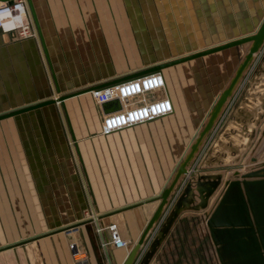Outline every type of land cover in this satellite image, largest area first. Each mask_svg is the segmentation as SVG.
Instances as JSON below:
<instances>
[{
    "label": "crops",
    "instance_id": "1",
    "mask_svg": "<svg viewBox=\"0 0 264 264\" xmlns=\"http://www.w3.org/2000/svg\"><path fill=\"white\" fill-rule=\"evenodd\" d=\"M33 2L51 64L40 36L22 38L17 30L0 27V114L163 62L112 66L105 54L111 49V18L127 13L114 11L112 0ZM180 2L183 11L171 10L169 16L216 20L222 36L207 48L255 32L264 19V0ZM203 28L210 33L208 23ZM239 64L233 46L163 69L174 112L107 135L102 133L106 110L91 92L65 100L74 142L58 103L1 119L0 264H77L66 227L77 228L73 232L87 246L92 264H122L156 211L196 123H202ZM199 107L202 121L196 117ZM262 165L264 122L240 164L215 170H224L225 180L236 170ZM111 223L129 240L128 247L103 245L109 232L97 228ZM150 264H220L204 212L181 214Z\"/></svg>",
    "mask_w": 264,
    "mask_h": 264
},
{
    "label": "water",
    "instance_id": "2",
    "mask_svg": "<svg viewBox=\"0 0 264 264\" xmlns=\"http://www.w3.org/2000/svg\"><path fill=\"white\" fill-rule=\"evenodd\" d=\"M13 1L0 0V2L8 3H13ZM27 2L44 52L49 64H51L34 2L33 0H27ZM247 42L253 43L230 82L214 102L195 141L189 146L168 185L160 194V203L156 211L122 264H150L181 214L186 211L204 212L209 235L215 246L220 264H264V165L246 172L236 170L232 177L225 180V171L215 170L219 167L240 164L253 146L259 128L264 122V49L226 117L197 163V169L195 171L189 170L220 115L252 65L256 54L262 49L264 19L255 33L161 62L123 78L81 88L0 114V120L48 104L58 103L62 105L71 134L75 137L65 108L66 99L150 72L162 71L179 63ZM52 76L57 91H59L56 76L54 73ZM102 105L106 113L121 107L120 101L117 99ZM251 160L256 162L257 157H252ZM221 185L223 186L214 201V206L210 208L211 211H207L211 198L217 193ZM151 236L152 239L150 240ZM147 243L148 246L138 261L143 247Z\"/></svg>",
    "mask_w": 264,
    "mask_h": 264
},
{
    "label": "rangeland",
    "instance_id": "3",
    "mask_svg": "<svg viewBox=\"0 0 264 264\" xmlns=\"http://www.w3.org/2000/svg\"><path fill=\"white\" fill-rule=\"evenodd\" d=\"M112 1V7L114 11H127L126 14H123L124 17L122 18H119V14L113 15L114 17L111 18V22L114 23L115 28L113 27L110 38L111 49L105 51L106 57L111 62L112 66L117 67L118 69L125 68L127 66L131 67L137 65H144L149 62L155 61L166 62L174 58L180 57L184 54L186 55V53L188 54L201 49H206L212 42L216 41V38H220L222 36L219 35V33H216V31L218 30V27L216 26V20H191L188 18H183V16L181 15V17L176 18L169 16L168 12L171 10H176L178 12L183 11V4L182 2H180L181 0ZM135 11H142L144 13H134ZM205 22L206 24L208 23V30L210 31V33H205V30L203 28ZM117 26H120V28H118ZM179 32H182L180 33L181 35L179 34ZM249 47L250 46H248V44H242L238 46L240 63L243 60L245 54L247 53ZM263 49L264 44L262 46L261 51L256 54L252 65L245 74V77L240 82V85L234 92L232 98L230 99L226 108L220 115L214 128L205 140V143L201 147L199 154L196 156L194 162L192 163V168H190V170L195 171L197 169V163L205 152L206 147L211 142L218 127L226 117L227 112L235 101L248 75L252 71L254 65L259 60ZM59 105L61 107L65 131L69 137V142H74L65 117L64 109L61 104ZM197 111L198 113L196 112V117L199 116L202 121L201 115L203 112L201 108L199 107ZM208 114L206 115V117L208 116ZM206 117L204 118L202 123L198 124L200 121L196 123V129L193 130V137L190 141L191 143L195 141L199 131L203 127V123ZM71 144L73 145V143ZM188 149L189 147L186 149L185 153ZM185 153L179 163H181V161L183 160ZM68 228H63V232L68 238L69 250L73 253L70 244L75 242L80 248H83L87 252V246L84 244L82 238L77 235L78 233H68L66 231V229ZM153 235L154 233L152 234V236Z\"/></svg>",
    "mask_w": 264,
    "mask_h": 264
},
{
    "label": "built area",
    "instance_id": "4",
    "mask_svg": "<svg viewBox=\"0 0 264 264\" xmlns=\"http://www.w3.org/2000/svg\"><path fill=\"white\" fill-rule=\"evenodd\" d=\"M18 8H22L26 13L27 22L15 25L10 29L17 30L22 38L39 36L27 0H14L13 3L0 2V27L6 29L2 16ZM160 93L162 95H158ZM91 94L99 104L116 99L120 101L119 109L108 112L103 117L102 133L106 135L168 116L175 110L174 102L167 90V79L162 71L150 72L116 84L93 89ZM76 229V227H71L66 231L71 233ZM106 230L109 232V238L103 242L105 247L123 248L130 245L129 240L122 237L116 223L97 228V232L100 234ZM70 246L77 264H92L89 254L77 243L73 242Z\"/></svg>",
    "mask_w": 264,
    "mask_h": 264
},
{
    "label": "bare ground",
    "instance_id": "5",
    "mask_svg": "<svg viewBox=\"0 0 264 264\" xmlns=\"http://www.w3.org/2000/svg\"><path fill=\"white\" fill-rule=\"evenodd\" d=\"M2 17H3V22H4V25H5L6 28H11V27H13L15 25H19L20 23L27 22L26 13L22 10V8H18V9H16L13 12L5 13ZM258 29H259V27H258ZM247 43H250V47H251L253 42H247ZM247 43H245V44H247Z\"/></svg>",
    "mask_w": 264,
    "mask_h": 264
}]
</instances>
